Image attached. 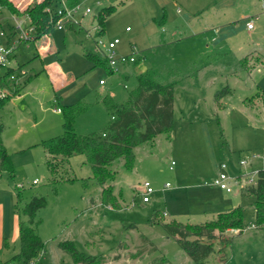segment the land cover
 Here are the masks:
<instances>
[{
  "label": "rangeland",
  "instance_id": "374dc122",
  "mask_svg": "<svg viewBox=\"0 0 264 264\" xmlns=\"http://www.w3.org/2000/svg\"><path fill=\"white\" fill-rule=\"evenodd\" d=\"M218 1L84 0L81 9L89 7L93 11L84 17V26L102 7L114 5L115 10L105 19L102 38H118L119 54L145 56L138 63L115 66L112 73L86 56V50L96 54V47L77 28L58 30L52 26L48 35L54 51L41 58L35 57L32 42L19 48L16 60L10 63L15 70L6 82L0 81V95L8 98L0 109L2 141L14 167L13 174L0 171L1 260L19 250L13 207L20 190L23 200L35 194L43 195L47 202L36 215L37 232L44 242L42 264L72 263L58 247L63 240L73 241L86 254L103 256L101 264H151L162 255L169 264H196L160 223L151 222L154 210L164 221L201 223L237 205L243 207L245 229L238 235L234 229L219 235H233L228 259L218 263L219 255L214 253L207 264H264V227H252L253 198L232 183L227 202L225 194L222 197L223 192L212 184L221 163L227 164V173L234 177L239 160L246 155L255 156L250 171L264 169V27L258 28L254 38L243 33L224 42L223 48L210 49L200 31L203 28L197 25H209L208 18ZM256 2L259 4V0H233L223 6L229 8L222 19L236 23L241 14L254 16L259 13L254 11ZM184 14L190 15L188 21ZM254 24L258 25L259 19ZM250 39L256 45L249 49L260 51L248 60L246 69L240 66L242 56H237L236 48ZM211 52L223 54L211 58ZM206 60L213 62L202 69L203 73L175 88L170 138L161 133L153 142L138 146L133 170H125L120 159L114 161L117 175L111 184L119 196L120 209L100 203V188L94 181L84 187L82 179H87L91 170L81 155L58 161L55 172H50L39 143L63 133V112H57L55 105L88 104L75 120V131L100 132L110 116L99 97L108 95L115 102L125 101L128 91L137 85L140 67L174 66L177 72H187ZM46 66L63 76L57 86L44 70ZM224 89L229 91L216 101L215 94ZM19 93L20 97H14ZM172 161L173 168L169 169ZM34 179L36 184H32ZM145 180L154 189L148 203L142 202ZM166 183L170 187L165 188ZM217 200L222 206L215 204ZM219 245L216 241V250Z\"/></svg>",
  "mask_w": 264,
  "mask_h": 264
},
{
  "label": "trees",
  "instance_id": "16d2710c",
  "mask_svg": "<svg viewBox=\"0 0 264 264\" xmlns=\"http://www.w3.org/2000/svg\"><path fill=\"white\" fill-rule=\"evenodd\" d=\"M70 6L83 0H65ZM263 4H264V0ZM26 4L14 0H0V6L7 13L16 16H26L33 26L36 39L45 37L53 26L52 15L47 7L58 5L61 0H25ZM114 5L104 6L95 15L100 25L98 34L104 33L106 17L115 10ZM74 29V27H69ZM80 31V29H78ZM95 65L102 66L112 73V69L106 58L97 53L85 51ZM220 54L211 53L209 57L215 58ZM145 56L136 55L133 63H138ZM213 61L206 60L196 69L187 72H177L174 66L162 69L154 67L139 72L136 75V87L128 91L125 101L115 102L108 95L99 97V101L105 107L110 120L100 132L79 134L75 131L74 123L78 115L88 108V104L77 102L61 108L63 112V133L61 135L42 140L39 145L46 153V164L51 173L57 169L60 161L69 159L75 155H81L83 163L89 165L91 175L82 179L84 187H88L89 181H94L100 188V203L113 209L122 207L119 196L114 193L111 182L115 179L117 171L113 168L115 160L122 161L125 170H132L135 161V148L153 142L155 137L165 133L170 138L174 125V88L187 77L193 75ZM247 58L240 59V66L246 68ZM247 69V68H246ZM13 69H8L3 77H7ZM229 90L224 89L215 94L218 101L222 94ZM8 98L0 97V109ZM3 123L0 121V171L14 173V167L3 141ZM59 161V162H58ZM253 198L255 228L264 227V169L258 170L256 185L242 190ZM43 195H32L28 200H23L19 190L15 196L14 212L17 216V232L19 250L7 260H1L0 264H42L41 254L44 242L37 232L38 210L46 206ZM160 212L154 210L151 222L160 223L172 237L175 238L180 248L196 264H207L213 254H218V263H224L228 259V249L231 246L233 235L221 236L227 230L234 229L236 234H241L245 229L243 222V207L234 206L226 211L217 213L213 218L201 223H182L176 220L164 221L159 218ZM24 217V218H23ZM219 241L218 250L215 242ZM58 247L67 253L71 264H101L103 256L86 254L76 247L73 241L63 240L58 242ZM151 264H169V259L162 255L155 258Z\"/></svg>",
  "mask_w": 264,
  "mask_h": 264
},
{
  "label": "built area",
  "instance_id": "2783aa9c",
  "mask_svg": "<svg viewBox=\"0 0 264 264\" xmlns=\"http://www.w3.org/2000/svg\"><path fill=\"white\" fill-rule=\"evenodd\" d=\"M83 1L70 6L65 0H61V2L56 6L47 7L46 10L53 18V26L58 30H63L66 27H74L84 31L86 36L94 42L98 55L106 58L111 68H114L119 64L133 63L137 54L133 53L123 55L117 53L116 47L120 42L118 38L104 40L102 35L98 34L101 27L98 24L95 15L91 23L88 26H84V17L92 15L93 11L89 7L81 9ZM2 11L3 8L0 6V76L5 74L3 73L4 70L7 71L8 69H13L10 67V63L13 61L18 45L21 43L27 44L28 42H34L36 39L33 26L30 24L28 17L25 16V18L22 19L9 13L10 21L5 27H3L1 24ZM80 12L81 17L79 18L78 15H80ZM261 15H264V9L260 14L248 17L245 22L247 29H252L254 26V20L259 19ZM99 83L103 84V81L100 80ZM2 96L3 94L1 93L0 97ZM54 109L57 112H61V108L58 106H55ZM254 159V155H246L242 157L238 162V173L234 177L227 173V164L221 163L218 166V173L214 177L212 184L226 193H231L233 191L232 183L237 184L241 191L249 186L256 185L258 171L252 172L248 169ZM173 165L174 162L172 161L169 165V169H172ZM36 183L37 180L34 179L32 184ZM142 187L144 189L142 192V202H149L150 194L154 191V189L152 188L151 183L147 180L143 181ZM164 187H170V183H166ZM252 227L254 226L252 225Z\"/></svg>",
  "mask_w": 264,
  "mask_h": 264
},
{
  "label": "crops",
  "instance_id": "0c3cea01",
  "mask_svg": "<svg viewBox=\"0 0 264 264\" xmlns=\"http://www.w3.org/2000/svg\"><path fill=\"white\" fill-rule=\"evenodd\" d=\"M14 1L20 2L21 5H24L26 3L25 0H14ZM232 3H233V0H230V1H228V0H220V1L216 2L215 11L212 12L211 16H209V18H208V22H209V20H210V22L207 23V24H209V25H205V26H203V25H197V27H199V29L203 28V30H200V31L202 32V34H204V36H205L204 39L206 40L207 47H210V49H213L214 50L215 47L223 48V45H224L223 43L224 42L226 43V42L230 41L232 39V37H238L239 35H241L243 33L246 34L249 38H254L255 35L258 33V28L259 27H261V28L264 27V15H261L260 16V18H259V24L258 25H255L254 24V26H253L252 29H247V27L245 25V22L248 19V16L249 15H246V16L245 15H242V14L239 15L238 22H236V23H233L232 21H228V20L225 21L224 19H222L223 14H225V9L229 8V7H225V9H224L223 6H225V5H231ZM255 8H256V10H254V11L255 12L256 11L259 12V13H256V14H260L261 13V10L263 11V9H264L263 1L262 0H259V4H258V2H256L255 3ZM240 16H242V17H240ZM18 17L19 18H22V19L25 18V16H18ZM183 18L186 21H188V19H190V15L189 14H184L183 15ZM9 21H10L9 20V13L2 11V13H1V24H2V26L5 27L6 24ZM189 26H190V24H189ZM250 42H252V44ZM32 43L34 44L35 50H36L35 57L41 58V57H43V56H45L47 54H50L51 52L54 51V47H53L52 40H51V38H50V36L48 34L45 37L40 38V39H37V40H35ZM24 45H27V44L21 43L20 45H18V47H17V49L15 51V55L13 57V60H16V57H17L19 48L20 47H23ZM254 45H256V44L253 42V39H250L248 43H243V44L242 43H239V46L236 48V50H237V56H240L241 55L242 57L240 59L246 57L247 60L253 59V57L258 56L257 53L260 50H258V49H252V50H250L252 48V46H254ZM206 50H207V48H206ZM211 53H217V54H220V55L223 54L222 52H211ZM240 59H239V61H240ZM17 65L19 66L18 63H17ZM48 66L43 67V68H44V70H46L47 75L50 77L51 81L54 83V86H57L55 84H57L59 80H63V76L60 75V74H58V73L51 72L50 71V67H48ZM209 66L210 65L205 66L202 69L207 68ZM202 69H200L199 71L195 72L193 75H199V74L203 73V72H201ZM13 70H15V69L13 68ZM145 70H147V69L146 68L144 69V67H140V72L145 71ZM248 70H251V69H248ZM193 75H191V76H189L187 78H190ZM3 76H4V74H2L0 76V81L6 82L7 77H3ZM183 82H181V83H183ZM180 84L176 85L175 88L177 86H179ZM100 85L102 86V85H104V83L103 84H100ZM175 88H174V100H175ZM21 95H22V93H19L18 95H15L14 97H16V96L17 97H20ZM55 99L57 100V97L56 96H55ZM174 106H175V101H174ZM138 148L139 147H136L135 148V152L137 151ZM222 192H223L222 193V197L225 194L224 197H225V199H227V202H228L229 201V198H230V197L227 196L228 193H226L224 191H222ZM218 202L219 203H215V204L217 206H222L221 203H220V201H218ZM146 203H148V202H146ZM225 206L226 205H224L223 208H226ZM228 209H230V207H227V209H225L224 211H226ZM163 214H167V213L164 212ZM17 234H18V232H17ZM2 244H3V237L0 235V248H1ZM186 257L188 259H190L187 255H186ZM169 263H171V262L169 261Z\"/></svg>",
  "mask_w": 264,
  "mask_h": 264
}]
</instances>
